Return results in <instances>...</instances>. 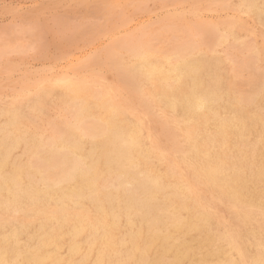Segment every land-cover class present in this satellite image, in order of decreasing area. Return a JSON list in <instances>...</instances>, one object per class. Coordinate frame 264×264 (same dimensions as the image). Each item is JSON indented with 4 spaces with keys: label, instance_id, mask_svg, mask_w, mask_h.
Masks as SVG:
<instances>
[{
    "label": "bare ground",
    "instance_id": "6f19581e",
    "mask_svg": "<svg viewBox=\"0 0 264 264\" xmlns=\"http://www.w3.org/2000/svg\"><path fill=\"white\" fill-rule=\"evenodd\" d=\"M227 2L216 5L231 13L224 22L199 25L185 37L170 32L174 38L163 41L158 33L157 41L149 37L150 42L127 48L114 63L116 86L80 73L62 76L27 88L0 108V264H259L264 259V68L259 43L245 44L246 37L236 32V13L264 16V0H239L236 7ZM260 31L264 40V26ZM31 32L25 36L20 31L24 36L12 34V39L5 35L0 58L24 50L27 42L13 38L31 40ZM40 40L37 44L43 46ZM237 47L245 50L238 62L231 55ZM221 54L231 64V83ZM124 91L135 94L145 115L161 114L162 123L156 125H161L170 153L158 147L161 142L156 144L149 123L140 119L132 108L135 100L123 96ZM53 95L62 105L57 123L44 112V101ZM219 205L228 219L218 214Z\"/></svg>",
    "mask_w": 264,
    "mask_h": 264
},
{
    "label": "rangeland",
    "instance_id": "374dc122",
    "mask_svg": "<svg viewBox=\"0 0 264 264\" xmlns=\"http://www.w3.org/2000/svg\"><path fill=\"white\" fill-rule=\"evenodd\" d=\"M102 1L103 0H101V2H100V0H93V1L92 0H0V33H2V34H0V36H4V37H1L0 40L2 38H8V37L5 36L8 33H10V34H8V36L10 35L9 38H11V39H12L13 35L14 36H18L20 34L19 35L20 37L24 36L25 34L27 35V32H31V31H27L31 27L30 29L32 30V32L34 31L36 33H34V32L33 33L32 32L28 33V37H32V39H35V40H37V39L40 40V38H41V40H40L41 44H44L43 46L40 45V44H37V43H39V40L35 41V40H32L31 38L30 39L33 42L31 40H28L29 38L24 40V38H26V37H24V38H20V37L15 38L14 37L15 39L13 38V40H15L19 44L25 45L26 42H27V44L25 46L26 48L24 47L25 51L22 48V50L18 51L19 53L12 52L13 55H11V52L10 53L8 52L9 53V55L7 53L8 56L5 55L6 54L5 53L0 58V63L1 64L2 63L4 65L8 64L5 67H4L3 64L2 65L0 64V90L2 89V91H0V94H1L0 98L3 97V100H4V101H2L0 99V108L6 106V104L12 103L14 101L13 99H15L18 96H22L21 94L27 93L26 92L27 88H29V90H31L36 84H40V83H42V82H44L46 80L47 81H53V79L58 78V77H62V76H72L73 74H79L80 73V74H83L84 76L96 79L100 84H105V85H109V86H116V82H115L116 81V75H115V72H114V69H113V67L115 65L114 63H116L117 60L121 57L122 52L125 53L127 48L132 47V45H133V47L138 45V44H142L143 45V44H145V42L146 43L150 42L149 39L151 38L150 40H152L154 37L155 38L153 40H155V41H157V39H158V41L160 39H161L160 41H163L165 39L168 40L172 36L171 34H173V36H179V37L184 36L185 37V36L189 35L191 32L193 33L195 31L194 29H197V27L199 25L211 24V23H215V22L221 23V22H224L225 19L229 18L230 15H231V13L228 12V10L227 11H220V10L216 9V5L220 1H223V0H187V1L186 0L185 1L181 0L183 3L180 0H169V2H168V0H161V1L160 0H158V1L157 0H147V1H145V0H139V1L138 0H126V1L122 0V2H121V0H113V1L112 0H110V1H108V0L105 1L104 0V2H102ZM137 1L141 2V3H137ZM155 1H156V4H155ZM159 1H160V3H159ZM209 1H211V2H209ZM227 1H228L227 3H230L234 7L238 6V3H239V0L238 1L237 0H232V1L231 0H227ZM108 2H110V3H108ZM151 2H152V5L150 4ZM164 2H165V5L167 7H164ZM176 2H177V5H174V4H176ZM184 2H186V3H184ZM112 3H114L116 5L115 7H117V8L114 9V4H112ZM127 3L131 7L130 9H128L129 5ZM142 3H144V4H142ZM168 3H170L171 5H168ZM117 4H119V5H117ZM133 4L134 5L136 4V6H134ZM159 4H160V6H159ZM101 5H102V7H101ZM121 5H123L126 9H124V7H122ZM141 5L144 6V7H142ZM186 5H189V6L186 7ZM132 6H134V7L132 8ZM147 6H149V7H147ZM151 6H153L154 8L151 7ZM161 6H163V7H161ZM120 7H122V8H120ZM135 7H138V8L136 9ZM123 9L124 10H128L130 12L124 11ZM192 9L194 10L195 14L192 13V11H193ZM135 10L137 11V14H136ZM117 11H118V13H117ZM121 11H123L124 13L121 12ZM160 11H161V13H160ZM125 12H128V13H125ZM220 12H223V13H220ZM228 13H229V15L227 16ZM121 14L124 15V16H122ZM198 14H201V15H198ZM236 14H240V16L245 15V17L244 16L240 17L238 15H237V17H239V18L236 17V19L239 20V22H238L239 25H238L237 28H239V31L241 29V32L243 34L245 33L243 35L241 32L239 33V31L237 29V31H236L237 35L242 37V39L246 37L244 39L245 44H250V43L251 44L252 43L256 44L255 42H257V44L259 43L258 45L256 44L257 45L256 47H258L259 51H260L259 52V55H260L259 61L261 63L259 62V64H260L261 67L264 68V45H263L264 42H262V40H263V38L261 37V32L262 31H260V30H262V27L264 25L261 24L258 21V20H261V19L264 20V16L258 17L255 14H251V13L250 14H247V13L243 14L242 12L236 13ZM147 15H148V17H144V16H147ZM155 15H158V16H155ZM189 15L190 16L192 15V17H190ZM219 15H221V16L219 17ZM108 16H110V17H108ZM120 16H122L121 17L122 21H120ZM142 16H143V18H142ZM136 17H137V19H136ZM166 17H167V19H166ZM172 18H174V21H176L177 24H174L175 22L173 21ZM161 19L164 22H162ZM213 19H215V20H213ZM219 19L220 20L222 19V21H220ZM116 21H117V23L119 25L116 23ZM135 21H137V22H135ZM179 21H181V22H179ZM25 22H27V25H26ZM119 22L123 23V24L121 23L122 26H121V24ZM139 22H141V23L139 24ZM158 22H160V23H158ZM156 23H157V25H156ZM84 24H86L87 27ZM89 24L92 27H90ZM129 24H130V26H129ZM136 24H137V26H136ZM162 24H163V26H162ZM243 24H245L246 28L244 27ZM109 25H110L111 28L108 27ZM152 25L154 27H152ZM177 25H178V27H177ZM7 26H9L8 27L9 30H7ZM156 26H157V28H156ZM168 26H170V29H172L171 31H169L170 29L169 30L166 29ZM173 26L176 28V30H174L175 28ZM12 27H16V28H19V29L21 27V30L17 29L18 32H16L17 31L16 30V31H14L16 33H13V29L14 28L12 29ZM95 27H98V28L95 29ZM117 27H119V28H117ZM122 27H123V29H121ZM126 27H128V28L124 29ZM129 27L131 28V30H130ZM106 28H107V30H106ZM178 28H180V29L182 28V29L180 30ZM189 28H191L192 31ZM25 29H26L27 32L25 31ZM114 29H118V30H114ZM143 29H144V31H143ZM150 29H152V31H154L156 33L151 32ZM163 29H165V33H164ZM4 30H5V32H6V30H7V32L8 31L9 32L7 34H5V33H3ZM182 30L184 32L186 30L187 31H186V33H184V32H181ZM242 30H244V31H242ZM20 31L21 32L23 31L24 35L22 33V36H21V33H19ZM92 31H94V32H92ZM98 31H101V32H98ZM109 31H110V33H109ZM175 31H177L176 32L177 34L175 33ZM37 32H38V34H37ZM112 32H113L114 35L112 34ZM116 32H118V33H116ZM170 32H171V34H170ZM134 33H136V34H134ZM140 33H142L141 34L142 37L140 36ZM16 34H18V35H16ZM30 34H31V36H29ZM157 34L158 35H163L164 38L162 36L159 37ZM11 35H12V37H11ZM151 35H152V37H151ZM155 35H157L158 37L155 36ZM33 36H35V37H33ZM129 36H130V38H129ZM173 36H172L171 39L174 38ZM251 36H253V37H251ZM156 37H157V39H156ZM255 37L258 38L256 41H255V39H256ZM18 38H19V42H18ZM139 38H141L140 41H139ZM146 38H149V39H146ZM20 39H21V41H20ZM98 40H100V43H99ZM127 40H128V42H127ZM34 41L36 42L37 45H39V46H37V45L36 46L40 49V51L39 50L37 51L38 48H36L35 45H34V47L31 46V44H33V43L35 44ZM78 41H79V43H78ZM118 41H122V42H118ZM101 42H103V43H101ZM113 42H114V47H113ZM122 43H125V44H122ZM127 43L128 44L130 43L131 45L128 46ZM134 44H136V45H134ZM23 45H21V46H23ZM118 45L119 46L122 45V46L119 47ZM261 46L263 47V49L261 48ZM31 47H33V48H31ZM63 47H66V48H63ZM73 47L76 48V50ZM115 47L117 48V50L115 49ZM30 48L32 49V52H31L32 54L29 52ZM91 48H93V49H91ZM33 49L36 50L35 51L36 53L35 52L33 53ZM59 49H61V51ZM238 49H240V51H238ZM234 50L235 51H233V49L231 50V55H232V58L234 60H236V62H238V60L241 61V60H243V58H245V57L242 58V56H245V55H243V54H245L244 48L237 47V48H234ZM241 50H242V54H240ZM22 51H24V53ZM26 51H28V52H26ZM65 51H67V52H65ZM237 52H239V53L237 54ZM20 53H23V55L22 54L20 55ZM27 56H28V59H26ZM109 56H113L114 58H112V57L110 58ZM52 57L56 61H59V62L55 63L56 61L54 59H53V61H51ZM221 57H222V62H223L221 64V66H222L223 71L226 72L229 75V76L227 75L228 77L226 76V78L229 79V82L227 81L226 78L225 79H226V81L228 83H231L233 75H234V73L230 72V70H231L230 65L231 64L227 63L228 60L225 58V56L223 54H221ZM31 58L33 59L34 62L31 60ZM60 58H62L63 60L60 59ZM3 59H6V60H4L5 62L3 61ZM25 59H26V61H25ZM42 59H43V61H42ZM83 59H85V60H83ZM14 63H16V64L14 65ZM18 65H19V68H18ZM8 66H10V67H8ZM14 66L15 67L17 66V67L15 68ZM40 67H43V68H40ZM94 67H97V68H99L101 70H99L97 68H94ZM71 68H72V70H71ZM1 69H2V71H1ZM39 69H41V71ZM59 69L62 71V73H61V71L59 72ZM80 69H82L83 71L80 70ZM63 70H65V71L63 72ZM17 71H19V72H17ZM46 71L48 73H46ZM66 71H68V72H66ZM22 73H23V76L21 75ZM16 74H17V76H16ZM40 74H42V75H40ZM2 75H3V77H2ZM33 75H35V76H33ZM37 75H39V76H37ZM113 75L115 77H113ZM229 77H231V78H229ZM107 79H109V81ZM114 79H115V81H114ZM6 81H8V82L5 83ZM2 83H3V85H1ZM20 83H21V85H20ZM4 84H6V85H4ZM7 88H9V89L7 90ZM55 90H56V93H57V91H59L58 88H56ZM10 93H11V95H10ZM15 95H16V97H14ZM130 95H131V97H133V100H135L134 102H132V105H133L132 108L134 109V111H135V109L137 110L138 116L140 117L141 120L144 121V119H146L145 122L147 121V123H149V124H147V123L146 124H147V126L149 125L148 126L149 129L151 128L150 131L152 130L151 133H152L153 138H155L154 140L157 141L156 144H159L161 142L159 144V146L158 145L157 146L162 151L164 150L165 153H170V150H169V147H170L169 145L170 144L168 142V139H167L166 135L164 134L161 125L157 126V125L162 123V119L159 117L161 114L156 111V114H151V113L148 112L150 115L149 114L145 115L144 113L146 112V110H143L142 106L136 104V99H134L136 97L135 94L127 93V91L123 92V96H125V97H129L130 98ZM10 97H12V99ZM21 102L24 103L25 100L21 101ZM44 104H45L44 112H45L47 120H52V122L55 121L56 123L59 122L61 120L60 116L63 113L60 112V110L62 108L61 107L62 105L60 106V102H59V100H57V97H54V95H53V97H51V99L50 98L46 99L44 101ZM51 108H53L54 110L51 109ZM138 108H140V109H138ZM57 114H58V116H57ZM143 115H144V117H143ZM156 116H157V118H156ZM150 120H152V121H150ZM151 124L152 125L154 124L153 128H152V126H150ZM160 128H161V130H160ZM153 133H155V134H153ZM156 134L160 138H157ZM221 206L222 205L218 206V208H219L218 209V214L220 216L228 219L227 211Z\"/></svg>",
    "mask_w": 264,
    "mask_h": 264
},
{
    "label": "snow or ice",
    "instance_id": "6c2138e0",
    "mask_svg": "<svg viewBox=\"0 0 264 264\" xmlns=\"http://www.w3.org/2000/svg\"><path fill=\"white\" fill-rule=\"evenodd\" d=\"M262 118H264V113H262ZM260 155H261V163L264 165V138H262L261 141V149H260ZM12 264H39V262H35L32 260H16L13 261ZM73 264H76V262H73ZM96 264H151V262H145V261H97ZM245 264H257L256 261H248L245 262ZM259 264H264V259H262Z\"/></svg>",
    "mask_w": 264,
    "mask_h": 264
}]
</instances>
